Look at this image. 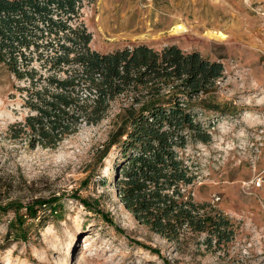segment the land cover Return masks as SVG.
<instances>
[{"label": "rangeland", "instance_id": "obj_1", "mask_svg": "<svg viewBox=\"0 0 264 264\" xmlns=\"http://www.w3.org/2000/svg\"><path fill=\"white\" fill-rule=\"evenodd\" d=\"M77 11L74 20L100 52L173 43L222 62L214 87L190 102L211 138L190 142L185 156L197 169L195 200L226 217L234 235L220 248L215 240L207 248L205 234L168 241L121 204L113 185L118 148L105 146L126 131L139 107L129 95L113 101L103 121L82 125L56 148L12 140L8 124L26 110L15 90L21 82L0 63V205L22 204L24 213L36 199L56 197L53 210L39 209L20 227L17 221L9 227L13 209L0 214V264H264V0H81ZM176 23L188 31L173 33ZM258 171L262 184L247 187Z\"/></svg>", "mask_w": 264, "mask_h": 264}, {"label": "trees", "instance_id": "obj_2", "mask_svg": "<svg viewBox=\"0 0 264 264\" xmlns=\"http://www.w3.org/2000/svg\"><path fill=\"white\" fill-rule=\"evenodd\" d=\"M79 1L0 0V63L21 82L15 90L26 110L23 119L8 124L9 137L31 149L56 148L82 125L103 121L111 103L129 95L139 107L126 131L105 146L118 148L116 197L139 223L168 241L205 234L207 248L212 240L220 248L234 235L232 223L195 200L197 169L185 151L190 142L211 138L190 102L214 87L222 62L173 43L95 50L89 46L91 32L74 20ZM55 202V196L38 198L24 205V213L22 204L8 203L0 205V214L13 209L9 227L16 221L20 227L25 217L37 218L39 209Z\"/></svg>", "mask_w": 264, "mask_h": 264}, {"label": "bare ground", "instance_id": "obj_3", "mask_svg": "<svg viewBox=\"0 0 264 264\" xmlns=\"http://www.w3.org/2000/svg\"><path fill=\"white\" fill-rule=\"evenodd\" d=\"M171 30L175 34H183V33H186L188 31V28L187 27L184 28V26H182V24L176 23V24H173L171 26ZM100 31H103V29H100ZM209 34H211L212 36H215L217 38H220V37H224L225 36V34L222 31H220V32H214V31H212V32H209ZM143 35L148 36V34H143Z\"/></svg>", "mask_w": 264, "mask_h": 264}, {"label": "built area", "instance_id": "obj_4", "mask_svg": "<svg viewBox=\"0 0 264 264\" xmlns=\"http://www.w3.org/2000/svg\"><path fill=\"white\" fill-rule=\"evenodd\" d=\"M263 181V177L258 174L256 176H254L251 180H249L248 182H244L246 184L247 187H254V188H258ZM218 198V197H217ZM216 198V199H217ZM219 199V198H218Z\"/></svg>", "mask_w": 264, "mask_h": 264}, {"label": "crops", "instance_id": "obj_5", "mask_svg": "<svg viewBox=\"0 0 264 264\" xmlns=\"http://www.w3.org/2000/svg\"><path fill=\"white\" fill-rule=\"evenodd\" d=\"M258 174H260V175L262 176V172H261V171H260V172L258 171ZM258 174H257V175H258Z\"/></svg>", "mask_w": 264, "mask_h": 264}]
</instances>
